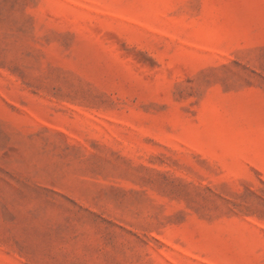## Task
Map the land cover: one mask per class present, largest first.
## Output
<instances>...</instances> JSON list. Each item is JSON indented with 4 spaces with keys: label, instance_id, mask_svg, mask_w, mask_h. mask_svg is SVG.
<instances>
[{
    "label": "rangeland",
    "instance_id": "374dc122",
    "mask_svg": "<svg viewBox=\"0 0 264 264\" xmlns=\"http://www.w3.org/2000/svg\"><path fill=\"white\" fill-rule=\"evenodd\" d=\"M0 264H264V0H0Z\"/></svg>",
    "mask_w": 264,
    "mask_h": 264
}]
</instances>
